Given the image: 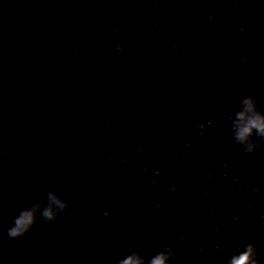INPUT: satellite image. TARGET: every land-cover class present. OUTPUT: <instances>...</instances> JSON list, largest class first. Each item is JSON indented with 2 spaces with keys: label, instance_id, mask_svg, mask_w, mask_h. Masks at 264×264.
<instances>
[{
  "label": "water",
  "instance_id": "95a60500",
  "mask_svg": "<svg viewBox=\"0 0 264 264\" xmlns=\"http://www.w3.org/2000/svg\"><path fill=\"white\" fill-rule=\"evenodd\" d=\"M246 95L264 110V0H0V264H224L250 241L264 264ZM50 191L67 210L9 237Z\"/></svg>",
  "mask_w": 264,
  "mask_h": 264
},
{
  "label": "clouds",
  "instance_id": "9594fccd",
  "mask_svg": "<svg viewBox=\"0 0 264 264\" xmlns=\"http://www.w3.org/2000/svg\"><path fill=\"white\" fill-rule=\"evenodd\" d=\"M231 136L246 153L251 154L261 146L259 141L264 140V110L258 107L253 95H246L240 100L232 120ZM253 137L258 139H253ZM68 206V201L63 198L62 194L50 191L46 204L34 203L19 210L7 229V235L11 238L22 237L32 230L38 216L46 221H55L67 210ZM218 250L223 251L219 249V246ZM175 254V249L171 246L163 248L151 257H146L140 251H131L116 260L115 264H172ZM224 264H261L256 244L250 241L240 250L231 252Z\"/></svg>",
  "mask_w": 264,
  "mask_h": 264
}]
</instances>
